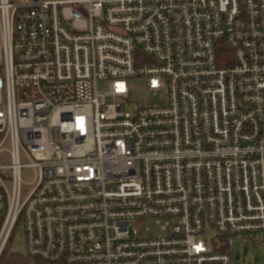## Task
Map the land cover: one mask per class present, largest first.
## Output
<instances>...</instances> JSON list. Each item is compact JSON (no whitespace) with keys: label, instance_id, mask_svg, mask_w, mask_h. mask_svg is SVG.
Segmentation results:
<instances>
[{"label":"built area","instance_id":"obj_1","mask_svg":"<svg viewBox=\"0 0 264 264\" xmlns=\"http://www.w3.org/2000/svg\"><path fill=\"white\" fill-rule=\"evenodd\" d=\"M20 225L31 264L264 240V0H0V259Z\"/></svg>","mask_w":264,"mask_h":264},{"label":"rangeland","instance_id":"obj_2","mask_svg":"<svg viewBox=\"0 0 264 264\" xmlns=\"http://www.w3.org/2000/svg\"><path fill=\"white\" fill-rule=\"evenodd\" d=\"M129 86V96L132 108L145 107V106H159L166 102L165 95L158 93L157 96L153 95L147 87L145 79H129L127 80ZM103 88V84L101 85ZM33 180L32 174L25 173L24 181L29 183ZM24 193H28L32 187H24ZM141 227L148 228L149 233H156L158 230L157 222L154 219L144 220ZM25 228L23 225L17 228L15 234L10 240V248L13 252L24 254L25 246ZM205 241L211 239V234L207 233L204 236ZM233 264H264V240H257L243 244L242 241L236 240L232 246ZM248 250L247 255L244 256V251ZM239 256V259L236 257Z\"/></svg>","mask_w":264,"mask_h":264},{"label":"trees","instance_id":"obj_3","mask_svg":"<svg viewBox=\"0 0 264 264\" xmlns=\"http://www.w3.org/2000/svg\"><path fill=\"white\" fill-rule=\"evenodd\" d=\"M226 237L220 238V244L225 242ZM227 247H222L219 251H227ZM0 264H31L29 256H27L26 252L24 254H19L16 252H13L8 246L2 253Z\"/></svg>","mask_w":264,"mask_h":264},{"label":"water","instance_id":"obj_4","mask_svg":"<svg viewBox=\"0 0 264 264\" xmlns=\"http://www.w3.org/2000/svg\"><path fill=\"white\" fill-rule=\"evenodd\" d=\"M247 252H248V250H245V251H244V256L247 255ZM236 258L239 259V256H237Z\"/></svg>","mask_w":264,"mask_h":264}]
</instances>
